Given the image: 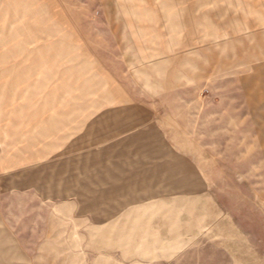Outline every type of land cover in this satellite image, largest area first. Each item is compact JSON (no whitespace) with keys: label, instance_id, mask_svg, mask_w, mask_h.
I'll return each mask as SVG.
<instances>
[{"label":"rangeland","instance_id":"rangeland-1","mask_svg":"<svg viewBox=\"0 0 264 264\" xmlns=\"http://www.w3.org/2000/svg\"><path fill=\"white\" fill-rule=\"evenodd\" d=\"M0 264H264V0H0Z\"/></svg>","mask_w":264,"mask_h":264}]
</instances>
